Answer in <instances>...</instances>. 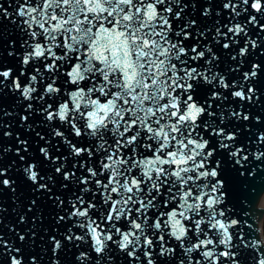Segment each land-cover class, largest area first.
I'll return each mask as SVG.
<instances>
[{"label": "snow or ice", "instance_id": "1", "mask_svg": "<svg viewBox=\"0 0 264 264\" xmlns=\"http://www.w3.org/2000/svg\"><path fill=\"white\" fill-rule=\"evenodd\" d=\"M0 264H264V0H0Z\"/></svg>", "mask_w": 264, "mask_h": 264}]
</instances>
